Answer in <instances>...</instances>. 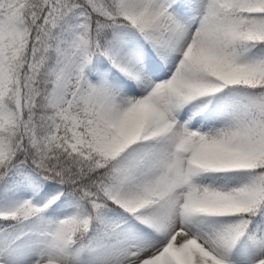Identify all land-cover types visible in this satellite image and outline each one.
<instances>
[{"label": "snow or ice", "instance_id": "6c2138e0", "mask_svg": "<svg viewBox=\"0 0 264 264\" xmlns=\"http://www.w3.org/2000/svg\"><path fill=\"white\" fill-rule=\"evenodd\" d=\"M0 264H264V0H0Z\"/></svg>", "mask_w": 264, "mask_h": 264}]
</instances>
